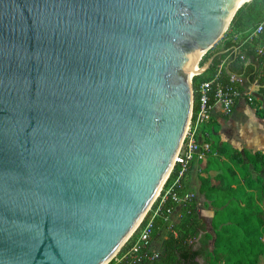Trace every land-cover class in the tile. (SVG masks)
Here are the masks:
<instances>
[{"label":"water","instance_id":"obj_1","mask_svg":"<svg viewBox=\"0 0 264 264\" xmlns=\"http://www.w3.org/2000/svg\"><path fill=\"white\" fill-rule=\"evenodd\" d=\"M242 2L0 0V264L116 253L172 166L191 62Z\"/></svg>","mask_w":264,"mask_h":264},{"label":"trees","instance_id":"obj_2","mask_svg":"<svg viewBox=\"0 0 264 264\" xmlns=\"http://www.w3.org/2000/svg\"><path fill=\"white\" fill-rule=\"evenodd\" d=\"M263 17L264 0L244 1L233 14L230 26L232 31H239L245 18L259 21ZM259 42L264 49V30L237 52L232 50L234 42L224 39L221 47L206 55L214 54L209 66L193 74V88L209 78L223 60L222 80L228 82L234 76L243 88L256 85L264 96V50L257 51ZM250 103L264 118V106ZM218 129L219 123L212 117L201 126L202 137L210 147L198 160L197 171L198 190L212 208L210 228L197 214L195 195L174 225L176 234L169 231L163 240L164 250L155 264H259L258 257L264 255V150L237 148L222 140Z\"/></svg>","mask_w":264,"mask_h":264},{"label":"built area","instance_id":"obj_3","mask_svg":"<svg viewBox=\"0 0 264 264\" xmlns=\"http://www.w3.org/2000/svg\"><path fill=\"white\" fill-rule=\"evenodd\" d=\"M263 30L264 17L250 30L232 31L226 39L230 38L234 42L232 50L237 52L245 42L259 36ZM256 47L258 52H263L261 42ZM222 64L223 60L209 78L200 80L194 88L192 86L190 114L170 171L134 229L104 264H155L164 250L162 242L166 235L161 234V229L167 228L176 234L175 223L195 197V192L187 188L191 166L193 162L204 158L210 147V142L202 137L201 126L211 118L216 105L222 113L228 114L242 94L251 92V88H243L241 81L234 76L228 82L222 80ZM155 241H160L159 247L154 246Z\"/></svg>","mask_w":264,"mask_h":264},{"label":"rangeland","instance_id":"obj_4","mask_svg":"<svg viewBox=\"0 0 264 264\" xmlns=\"http://www.w3.org/2000/svg\"><path fill=\"white\" fill-rule=\"evenodd\" d=\"M258 19L259 18L252 20L249 18H245L244 27H243V29H241L239 31L243 32L246 30H250V28H252L253 26L256 25ZM230 32H232V27L230 26V23H229V25L226 28L224 35L222 37H220L210 48H208V50L206 52H204L198 58V60L195 62V64L198 66V70H195V72L199 71V69L202 68L206 64V61L209 58L206 55H208L211 51H214V50L218 49L219 47H221L223 40L226 39V37L229 35ZM248 95H249V97H248ZM240 98H243V100L246 99L248 102L252 101L253 104H260V105L264 106V98L262 96H260L252 88H251V92L249 94H246V95L242 94ZM240 98L238 99V103L236 105V109H235V112L233 114L234 118H235L234 120L238 124L237 128H236V126H234V129H235L234 133L236 134L237 138L243 139L242 141L244 142V136H245L246 132L252 131L254 129L255 130L257 129L258 131H262V129L260 128V125L258 123H256L251 117L252 113H254V112L247 110V108L242 105ZM223 115H225V114H223ZM262 121H264V120L262 119ZM257 133H259V132H257ZM245 138H246V140H245V143H246V142H248L247 141L248 134L245 136ZM251 139H252V134H251ZM242 148L243 147H241V149ZM250 149L254 150L253 147H250ZM196 165L198 166V164H196ZM251 169H252L253 174L255 175L256 171L252 167H251ZM193 179L197 183L199 182V180L197 178V171L196 172L194 171ZM195 203H196V210H197L198 216H200L206 222L208 228H210L209 221H210V217L212 214V208L206 204L205 198L201 192L197 193V199L195 200ZM262 206L264 207V202L262 203ZM159 244H160V242L155 241L154 246L159 247ZM258 259H259V264H264V255H260L258 257Z\"/></svg>","mask_w":264,"mask_h":264},{"label":"crops","instance_id":"obj_5","mask_svg":"<svg viewBox=\"0 0 264 264\" xmlns=\"http://www.w3.org/2000/svg\"><path fill=\"white\" fill-rule=\"evenodd\" d=\"M249 88L254 89L260 96L264 98V96L258 92V86L255 85ZM240 100H241L242 105L246 107L247 110L254 112L256 114L254 106L250 102H248L246 99H244L245 100L244 101L243 98H240ZM237 103H238V100L236 101L232 112H230V114L228 113L227 115L226 114L223 115L224 113H222L219 110L220 108L218 105L215 106L214 110L212 111L211 117L219 123V129L217 132L219 133L222 140H226L231 145L237 148L241 149V147H248V148L253 147L254 150L256 149L263 150L264 149V121H262V119L264 120L263 117L252 113L251 115L252 119L260 125V128L262 129V131H258L257 129L256 130L254 129L252 131L246 132L245 136L248 134V138H247L248 142L245 143V140H246L245 136H244V142H243L242 141L243 139L237 138L236 134L234 133V130H235L234 126H236V128L238 126L237 122L234 120L235 118L233 115L235 112ZM251 134H252V139H251ZM196 164H198V161L193 162L191 166L190 174L188 177V181H187V188L193 190L195 192V195H197L198 192L200 193V191L198 190L199 182L197 183L193 179L194 171L195 172L198 171V166ZM168 233L169 231L167 230V228L161 229V234H165L167 236Z\"/></svg>","mask_w":264,"mask_h":264},{"label":"bare ground","instance_id":"obj_6","mask_svg":"<svg viewBox=\"0 0 264 264\" xmlns=\"http://www.w3.org/2000/svg\"><path fill=\"white\" fill-rule=\"evenodd\" d=\"M244 1H248V0H244ZM191 67H192V71L198 69V66L195 64V62H191Z\"/></svg>","mask_w":264,"mask_h":264}]
</instances>
